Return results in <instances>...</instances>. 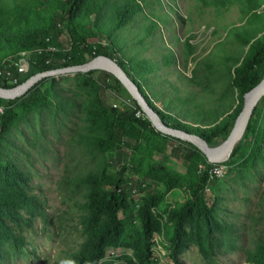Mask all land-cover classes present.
Instances as JSON below:
<instances>
[{
    "label": "rangeland",
    "instance_id": "rangeland-1",
    "mask_svg": "<svg viewBox=\"0 0 264 264\" xmlns=\"http://www.w3.org/2000/svg\"><path fill=\"white\" fill-rule=\"evenodd\" d=\"M260 2L256 13L263 18L264 0ZM246 7L241 2L217 8L200 0H143V10L137 13L166 19L155 36L139 38L143 25L149 23L141 15L123 30L111 33L106 28L100 40L105 41V34L111 37L145 94L156 109L171 115L172 124L205 128L217 117V123L235 119L243 107L244 97L233 80L238 61L250 45L244 44L239 33H255L258 39L264 30L262 18L246 14ZM103 13H112V8L106 7ZM61 46L69 47L65 36ZM102 70L97 69L91 78L100 79ZM103 80L97 91L77 74L55 77L46 80L37 93L48 100L45 106L26 115L20 105L15 106L19 119L0 141V164L16 167L35 207L23 210L20 217L5 215L0 264H69L78 252L83 241L82 205L89 192L80 178L115 176L119 170L114 153L89 142L88 138L102 134L92 125L88 111L97 97L119 110L136 107L119 80ZM0 107L4 112L7 105L0 101ZM255 109L253 118L264 129L263 99ZM125 141L124 148L134 151L135 142ZM170 143L175 141L152 135L133 156L135 165L163 166L183 177L171 191L159 189L164 192L156 211L162 217V230L154 236L150 264H173L169 258L172 226L166 224L167 214L183 206L191 197L189 182L208 170L201 158L185 167L173 158ZM221 143L218 139L211 147ZM222 164L225 175L205 185L208 219L184 223V244L178 251L183 264H256L253 257L264 244V142L254 158L246 159L240 153L233 164ZM132 177L128 172L125 180L134 183ZM147 193L138 189L132 193L130 209L121 214L125 224L121 244L108 248L101 264L137 263L135 246L141 239L137 211Z\"/></svg>",
    "mask_w": 264,
    "mask_h": 264
},
{
    "label": "trees",
    "instance_id": "trees-1",
    "mask_svg": "<svg viewBox=\"0 0 264 264\" xmlns=\"http://www.w3.org/2000/svg\"><path fill=\"white\" fill-rule=\"evenodd\" d=\"M200 1L217 8H229L236 2L245 3L246 14L253 13V18L258 20L262 18L261 13H256L262 5L260 0ZM108 6L112 8V13H103ZM142 10L143 0H0V69L5 70L12 62H17L20 53L31 52L30 74L27 75L28 72L20 75L17 70H14V75L19 78V84H21L41 71L80 65L101 55L108 56L116 60L129 77L139 85L143 95L164 123L197 134L210 146L214 145L218 139L223 142L232 131L237 117L223 123H217L219 119L217 117L213 122L206 124L205 126L209 127L205 128L190 124H172L171 115L156 109L145 94L140 81L129 69L130 63L120 56V50L111 37L105 34V41L100 40V34H103L106 28L110 29L111 33L123 30L128 25L132 26L139 21L141 15L146 17L149 23L143 25L139 38L155 36L156 30L166 19L150 13H137ZM104 20L106 24L103 23ZM261 33L262 36L258 39L255 33H239L244 44L250 45L243 59L238 61L239 66L235 69L233 80V85L243 97L264 80V30ZM64 36L68 40V48L61 46ZM166 61L169 62L170 58ZM142 68L143 71L146 70L144 65ZM95 71L97 70L77 75L81 76L85 85H92L100 91L101 81L114 76L102 70L100 71L102 77L94 80L90 75ZM50 79L53 80L54 77L41 81L22 98L15 100L0 98V101L7 105L6 110L0 113V141L19 119L15 112L16 105H20L23 115H26L48 103L41 92L40 95L37 93L41 85ZM15 86L17 85L0 77V87ZM256 110L253 115L257 112ZM138 111L142 110L137 103L135 108L119 110L115 106H107L98 97L92 109L88 111L92 125L102 134L101 137L88 138L89 142L102 151L114 153L119 170L115 176L88 175L80 178L81 183L89 186L87 201L82 205L83 241L69 264H101L107 249L121 244L125 231L121 214L130 209L134 189L148 192L137 211L141 239L135 246L136 264L152 262L154 236L162 230V217L156 211L163 201L164 192L159 189L171 191L182 183L183 177L163 166H154L150 163L145 165L143 162L135 165L134 152L148 137L153 135L172 138L175 144H169L171 154L187 168L195 158H201L207 169L211 166L207 157L196 146L156 131L146 117L136 115ZM253 115L242 139L236 144L230 159L224 164H233L240 153L246 159L257 156L264 142V129L260 127ZM126 139L135 142L134 151H127L124 148ZM127 146L130 145L127 144ZM128 172L132 173L134 183H128L125 180ZM208 182H212L208 170L204 171L198 179H192L189 182L191 197L183 206L167 214L166 224L172 226L169 258L173 264H183L178 251L184 244L186 234L184 223L196 218L207 220L209 217L210 209L205 198V185ZM27 187L25 183H22L21 174L13 164H0V234L5 227V215L20 217L23 210L35 207L34 199L28 195ZM202 252L207 258L204 249ZM253 260L256 264H264V244L258 247Z\"/></svg>",
    "mask_w": 264,
    "mask_h": 264
},
{
    "label": "water",
    "instance_id": "water-1",
    "mask_svg": "<svg viewBox=\"0 0 264 264\" xmlns=\"http://www.w3.org/2000/svg\"><path fill=\"white\" fill-rule=\"evenodd\" d=\"M97 69L107 71L121 82L156 131L193 144L207 157L209 163L222 164L226 163L230 159L236 144L244 135L247 124L257 104L264 98V80H262L257 86L244 95L243 107L237 117L232 131L217 147H211L197 134L179 128H174L164 123L160 119L156 110L143 95L139 85L129 77L127 72L118 64L116 60L104 55L98 56L84 64L38 72L29 77L23 83L12 88L0 87V98L5 100L19 99L26 96L36 85L45 79L69 74H85Z\"/></svg>",
    "mask_w": 264,
    "mask_h": 264
},
{
    "label": "built area",
    "instance_id": "built-area-1",
    "mask_svg": "<svg viewBox=\"0 0 264 264\" xmlns=\"http://www.w3.org/2000/svg\"><path fill=\"white\" fill-rule=\"evenodd\" d=\"M30 60L31 52L24 51L20 53L17 62H12L11 65L5 70L0 69V77L6 79L13 85H18L19 78L15 77L14 70H17L20 75L28 73L30 70ZM2 112L3 108L0 107V113ZM136 115L142 118L146 117L142 111H138ZM208 173L210 179L221 178L225 175V167L223 164L211 163V166L208 169ZM133 192H135V189L133 190Z\"/></svg>",
    "mask_w": 264,
    "mask_h": 264
}]
</instances>
